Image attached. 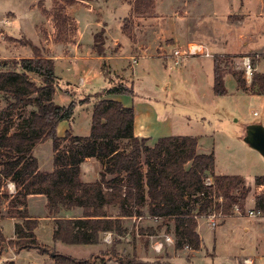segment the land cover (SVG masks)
Instances as JSON below:
<instances>
[{
	"label": "trees",
	"instance_id": "obj_1",
	"mask_svg": "<svg viewBox=\"0 0 264 264\" xmlns=\"http://www.w3.org/2000/svg\"><path fill=\"white\" fill-rule=\"evenodd\" d=\"M128 3L131 7L128 20L153 15L155 0H128ZM61 10L56 7L55 14ZM122 28L125 30L126 26ZM26 45L33 53L32 58L0 60V94L6 99L5 107L0 110V124L12 113L29 109L26 116H17L14 129L4 124L0 129V210L6 199L7 213L21 219L14 227L15 240L5 242L0 232V247L6 244L18 251L46 252V246L34 234L37 220L27 215L30 195L46 198L48 214L55 219L52 241L64 245L99 244L105 233H110L113 244H117L116 238L127 232L126 221L149 218L172 222V231L168 224L165 227L166 233L173 237L175 250L198 251L197 227L201 217L215 215L225 220L233 216L235 206L241 209L249 193L244 178L214 176V155L198 153L197 138L168 136L149 144L148 138L134 136L133 108L102 98L103 95L133 97L132 87L122 79L114 83L108 72L104 71V77L109 80L110 88L93 96L89 135L76 136L66 130L63 136H58V124L70 122L75 108L88 104L90 98L75 101L73 92L66 89L64 92L72 101L66 106L56 104L54 95L59 84L53 60L38 55L31 42ZM95 51L98 55L103 53L98 44ZM222 56L213 59L216 96L226 94L223 67L225 62L233 61L230 55ZM230 74L242 91L264 95V70L253 74L249 86L243 70ZM45 141L52 143L51 172L39 171L32 154L34 147ZM89 158L100 164L101 171L98 180L83 182L80 166ZM209 179L212 182L207 184ZM6 182L14 184L15 193L11 197L1 193ZM254 183H264V177H256ZM235 191L239 192L238 196L233 195ZM257 208L264 210V205L257 204ZM75 209H80L79 217L61 216L64 211ZM111 209H116L115 215L110 213ZM50 256L53 264H89L86 259L78 260L58 252Z\"/></svg>",
	"mask_w": 264,
	"mask_h": 264
},
{
	"label": "rangeland",
	"instance_id": "obj_2",
	"mask_svg": "<svg viewBox=\"0 0 264 264\" xmlns=\"http://www.w3.org/2000/svg\"><path fill=\"white\" fill-rule=\"evenodd\" d=\"M70 1H65L71 5L69 17L66 19L62 12L55 14L56 7H63L62 0H54L52 8L50 0H0V60L14 62L20 60L21 57L26 58L30 51L21 47H26L28 42L37 48L38 55L45 56L48 54L47 42L58 46L74 39L87 41L93 35V38L100 43L99 46L104 51H108V43L117 34L126 40L132 36L130 39L137 43L140 42L141 37H144L148 26L152 25L154 28V24L161 22L172 32L178 28L176 27L178 24L184 23L183 27L194 42L205 46L214 42V45L210 46L211 53L219 57L220 55L251 56L254 58V73H261L264 70V0H155V8L151 17L144 19L133 17L130 20H128L130 12L127 15H121L122 12L118 13L113 9L105 8L104 0H87L89 4H78L79 6L73 4L80 3V0ZM122 1L128 2V0ZM9 13H13L14 16ZM49 16L52 17L48 21ZM118 19L126 26L125 30L118 27ZM143 20L146 21L143 22ZM48 34L51 39L48 38ZM163 42L165 47L173 45L172 39L166 38ZM6 49L8 52H5ZM170 49L171 47L163 48L161 53L169 54L167 51ZM18 50L19 53H17ZM59 50H62V47H59ZM195 61L199 62L197 64H202L200 65L201 70L200 66L194 63ZM212 61L213 59L200 58L190 61L193 62L190 66L179 65L168 69L171 64L169 61L166 65L167 76H175L174 80H169V84L149 91L144 83L136 81L133 87L135 104L141 107H152L157 122L163 120L171 122L172 126L166 129V133L182 136L201 134L204 142L212 145L215 154V169L212 173L214 176L240 175L245 180L244 187L249 190L240 212L233 210V218L228 219L223 225V219L219 216L200 218L198 225H201L199 230L203 235L206 249H202L199 257L192 253H189V256L184 254L186 249L176 253L182 258L190 257L191 264H227V250L232 241L229 238L233 237V241L235 238L240 240L239 235L246 224L245 221L251 219L246 216L247 211L255 207L252 205L255 204V187L257 186L254 179L264 177V158L243 141L247 126L258 124L264 128V95H248L237 91L234 79L229 76L234 71L242 70L237 59L224 63V76L229 74L225 76L227 94L214 95ZM130 72L128 70V73ZM112 80L116 83L120 79L116 76ZM107 82L101 85L106 87ZM250 83L251 80L246 81L247 86ZM100 91L94 90L89 93ZM77 93L79 95L73 91L75 101L82 98H90L88 104L95 101L94 98L83 94L85 93L84 88L79 89ZM55 102L58 105L62 104L60 99ZM5 105L6 99L0 94V110ZM28 110L12 113L0 124V129L4 125L13 128L17 123V116L19 114L26 116ZM73 115L72 122L77 128L76 133L87 135V113L82 111V108H76ZM154 131L151 134L154 136L152 140L162 137L158 136V133L163 131L162 128L155 127ZM149 144L152 143L149 142ZM35 151L42 167L47 168L52 158L51 141L37 147ZM85 169L87 171L85 174L89 175L91 168L87 165ZM88 175L87 178H89ZM211 182V179L206 180L207 184ZM238 191H235L233 195L238 196ZM1 193L10 194L5 184ZM3 204V206L7 204L5 199H3ZM3 213L7 215L5 210ZM79 213L75 211L72 215L77 216ZM44 214L47 215V212ZM165 224L172 228L170 220L133 218L126 221L124 225L127 232L122 237L116 238L117 244H113L114 237L111 235L110 242L104 244L103 253L86 260L89 264H169L163 260L165 255L163 251H155L158 250L156 249L158 243H162L160 250H172L173 240L172 242L166 241L168 236ZM213 230H215L214 236ZM4 234L10 236V225L4 227ZM36 234L42 244H51V233L46 225H40ZM235 234L237 237H234ZM5 242H7L6 239ZM79 248L60 245L58 251L64 255H76L80 258L89 255V252L85 253L88 250ZM45 250L44 253L35 251L34 254L43 256L42 261L38 260L37 264H52L50 255L56 251L48 246ZM17 251L12 246L2 245L0 264L12 262L9 258L13 252ZM34 254L24 252L22 255L29 260H34L36 257Z\"/></svg>",
	"mask_w": 264,
	"mask_h": 264
},
{
	"label": "crops",
	"instance_id": "obj_3",
	"mask_svg": "<svg viewBox=\"0 0 264 264\" xmlns=\"http://www.w3.org/2000/svg\"><path fill=\"white\" fill-rule=\"evenodd\" d=\"M50 1H51V8H52L54 0H50ZM121 1L122 0H104V7L111 9V10L113 9V11L118 12V13L122 12L121 15H127L130 12L131 7L128 2H123V1L121 2ZM62 2H63V7H61L62 8L61 12L64 14L65 18L67 19L69 17V11L71 9V5L65 3V1L63 0ZM84 3L89 4V2L87 1H80V3H76L73 5L79 6L78 4H84ZM9 14L13 15V13H9ZM51 17L52 16L48 17V21L49 19H51ZM144 21L146 20H143V22ZM121 22L122 21L118 19L117 23H118L119 28L123 26ZM165 24L166 26H168L167 23ZM96 25H98V23ZM134 25H136V23ZM154 25H155L154 28L156 29H154L152 25L151 27L148 26L146 29V33L143 35L144 37L143 38L141 37L140 42L138 41L137 43H134V41L130 39L132 36H130V38H127L126 40L124 38L119 37L120 35L117 34L116 36L112 37L110 43H108V51L107 50L104 51L102 48L103 53L101 55H98L95 51V46L97 44L100 45V43L95 42L96 39L93 38L94 35L91 36V39H88L87 41H82L81 39H74L71 42L67 41L62 44H59L58 46L62 47V50H59V47L57 45H54L52 42H47L48 44H46V51L48 52V54L45 55V57L53 60L54 73L56 77L58 78V84H59L58 88L55 91L54 102L57 99H60V101L62 102L61 106H66L72 101V98L64 92L66 89L70 91L72 89L76 95L77 94L79 95L77 91L81 88H84L85 93L83 94H86L85 96H90L91 98H93V96L97 94L98 92L96 93H89V92H94V90L95 91L101 90L100 92H102L110 88L111 84L110 82L108 83L107 81L109 80H107L106 77H104V71L108 72V77L110 78V80H112L113 77L117 76L119 79H122L129 86H131L132 90H133V87L136 81L140 83H144L145 88L149 91H152L154 90V88H157L161 85L163 86L165 84H169V82L172 81V79L173 80L175 79V76H171V77L167 76L166 65L169 62V60L167 58L166 59L162 58L161 52H163V48L167 49L168 47H171V49L167 51V53L170 54L171 50L177 47H184L188 43H196V42L193 41L192 37H189L186 29L183 27L184 23L178 24L176 26L178 28L176 30L174 29V32H172L171 30H168L161 22L159 24L156 23ZM48 38L51 39L50 34H48ZM166 38L172 39L173 45L165 47L163 39H166ZM212 45H214L213 41L211 45H206V46L203 45V46H205L210 52V46L212 47ZM21 48H27L30 51V53L27 54L26 58H32L33 53L28 46L21 47ZM19 50L17 53L20 52ZM158 50L160 52H157ZM5 52H8V49H6ZM213 55L218 56L217 54H213ZM197 59H200V58H190V59L184 60L182 61L181 65H184V67L187 65L190 66V63H193L190 61H194ZM204 59H209V58H204ZM194 63L197 64L199 62L195 61ZM212 64H213V61H212ZM197 65L200 66L202 64L200 63ZM128 70L131 72L128 73ZM200 70H201V66H200ZM228 75L229 74H226L225 76H228ZM225 76L223 75L224 88H225V78H226ZM229 76L232 77L231 74ZM30 77H33V76L30 75ZM34 80L38 81L37 79H34ZM106 82L108 84L106 87L101 85L102 83L106 84ZM236 89L237 91H240L248 95H255L254 93H251V92L249 93L246 91H242L240 88H238L237 85H236ZM212 90H213V85H212ZM226 94H227V90H226ZM134 96H135V93H134ZM134 96L131 97L127 95H103L102 98L119 101L123 104V106L133 108L134 110L133 134L137 138H148L150 143L155 142L156 139L160 138V137H156L155 140H152L154 136H151V134L155 132L154 131L155 127L162 128L163 130L162 132L158 133L159 134L158 136H162V137L182 136V135H171L172 133L170 134L166 133L167 132L166 129H170L172 126L170 124L171 122L169 120H163V121L157 122L156 121L157 117L154 114L152 107L150 106L141 107L140 105L135 104ZM76 108H82V111H85L88 115L87 116L88 125L86 127L87 135H80L76 133L77 128L73 126L74 124L71 120L70 122H61L58 124V127H57L58 136L60 137L63 136L66 130H71L72 134L76 136L85 137L89 135L93 103L82 105V106H77ZM189 137H195L198 139V146H197L198 153L200 154L212 153L215 159L214 149L212 148V145L205 143L204 142L205 140L202 139L201 134H195L191 136L189 135ZM47 142L48 141L37 144L34 147L33 152H32L33 156L36 158L38 162L39 171L41 172H51L53 170V153H52L50 164L48 165L47 168H44L42 167V163L40 162L36 154V151H35L37 147L41 145H45ZM87 165L91 168L90 174L89 175L87 174L89 178H87V175L85 174L87 172L85 169ZM80 171H81L80 178L83 182H94L99 179L98 177L100 173V164L93 158L86 159L85 162L82 163V165L80 166ZM13 194H9L8 196L11 197ZM3 205L0 210L1 212L0 232L5 237L6 241L15 240L16 237H15L14 227L17 223H21V219L18 218L16 215L7 213L8 204H6L5 206ZM252 205L254 206L255 204L253 203ZM17 209H20V207H18ZM4 210L7 215H4L3 213ZM26 210H27V215L29 216L30 219L37 220V227L34 230L36 239H37L36 233H37L39 226L42 224L46 225L49 228V231L51 233V244H42L38 239L37 240L42 245L48 246L52 250H55L56 252L60 253L58 251L59 246L64 245V244L53 243L52 241V234L54 230V220L55 219L48 214L46 198L43 195L28 196ZM75 211H79L80 212L79 215L77 216L72 215L75 213ZM46 212H47V215L44 214ZM110 213L112 215H115L116 209H111ZM80 215H81L80 209H75V210L66 211V212L64 211L61 214V216L65 218H76V217H79ZM230 218H233V217H230ZM228 219L223 220L222 225ZM245 222L246 224L243 226L241 235H239L240 240H236L235 238V241H233V237L229 238V240H232V241H230L229 250H227V255H226L227 264H261V263L263 264L264 262L263 221L260 219H248ZM9 225L11 226V234L10 236H6L4 234V227L9 226ZM200 226L201 225H198V228H197L198 229L197 233L200 238V249L198 251H192V250L186 249L184 254L188 256H189V253L190 254L192 253L194 255H197L196 257H199L202 249H206L204 248L203 235L201 234V231L199 230ZM170 230L172 231V228ZM212 232L214 236L215 230H213ZM166 234L171 240H173L171 233H166ZM108 236H109V242H110L111 234L105 233L102 235V240L99 244L65 245L69 247H80L79 249L81 250H88L85 253L89 252L88 256L82 257V258L76 257V255H68V256H71L78 260L98 257L100 256L101 253H103V250L105 247L104 244L109 243L104 240V237H108ZM234 237H237V235L235 234ZM171 244H172V250H160L162 247V243L160 244L158 243L156 247V249L158 250H155V251L157 252L163 251L165 253L163 257L164 262L169 263V264H191V262H189L190 257L188 258V256H186L185 258H182L179 255H177L176 253L181 252L183 250H175L174 242ZM35 251H38V250L31 249L29 251L21 250V251L13 252L12 256L9 259L10 261L14 262V264H18L22 262L30 263V264H37L39 263V261H42L43 256L34 254L36 253ZM212 251L215 252V250H212ZM24 252H31V254L36 255L35 259L29 260L26 256L22 255ZM212 256H214L213 253H212ZM196 257L194 258L196 259ZM110 262L111 261H109V263Z\"/></svg>",
	"mask_w": 264,
	"mask_h": 264
},
{
	"label": "built area",
	"instance_id": "obj_4",
	"mask_svg": "<svg viewBox=\"0 0 264 264\" xmlns=\"http://www.w3.org/2000/svg\"><path fill=\"white\" fill-rule=\"evenodd\" d=\"M162 58H167L170 61V65L168 69L177 67L181 65L182 61L190 58H209L214 59L213 54L209 52V50L200 43H188L184 47H177L170 52V54L161 53ZM233 60L237 59L239 64L241 65V69L243 70L244 78L246 81L251 80L255 69H254V61L251 56H239V55H230ZM219 57V56H218ZM220 57H223L220 55ZM5 186L10 194L15 193L14 184L11 182H6ZM256 199L258 202L256 203ZM257 204L264 205V183L259 184L255 187V207L249 209L247 211L246 216L251 219H260L263 221L264 227V210L257 208ZM240 212L238 206L234 207V211ZM215 217V215H212ZM208 216V217H212ZM214 225V222H212ZM104 240L109 242V236L104 237ZM167 242H172L169 237H166Z\"/></svg>",
	"mask_w": 264,
	"mask_h": 264
},
{
	"label": "water",
	"instance_id": "obj_5",
	"mask_svg": "<svg viewBox=\"0 0 264 264\" xmlns=\"http://www.w3.org/2000/svg\"><path fill=\"white\" fill-rule=\"evenodd\" d=\"M243 141L264 158V128L261 125H249Z\"/></svg>",
	"mask_w": 264,
	"mask_h": 264
}]
</instances>
